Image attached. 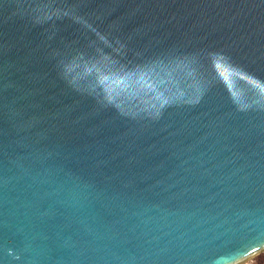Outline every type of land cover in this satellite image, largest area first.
<instances>
[{
    "label": "water",
    "instance_id": "95a60500",
    "mask_svg": "<svg viewBox=\"0 0 264 264\" xmlns=\"http://www.w3.org/2000/svg\"><path fill=\"white\" fill-rule=\"evenodd\" d=\"M262 252L264 0H0V264Z\"/></svg>",
    "mask_w": 264,
    "mask_h": 264
},
{
    "label": "rangeland",
    "instance_id": "374dc122",
    "mask_svg": "<svg viewBox=\"0 0 264 264\" xmlns=\"http://www.w3.org/2000/svg\"><path fill=\"white\" fill-rule=\"evenodd\" d=\"M243 264H264V252L259 255L247 260Z\"/></svg>",
    "mask_w": 264,
    "mask_h": 264
}]
</instances>
